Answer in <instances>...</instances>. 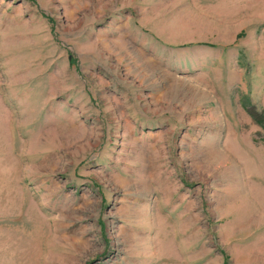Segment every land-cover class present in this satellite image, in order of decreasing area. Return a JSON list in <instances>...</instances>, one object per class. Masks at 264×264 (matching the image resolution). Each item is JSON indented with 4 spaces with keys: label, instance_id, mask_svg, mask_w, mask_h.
Wrapping results in <instances>:
<instances>
[{
    "label": "rangeland",
    "instance_id": "1",
    "mask_svg": "<svg viewBox=\"0 0 264 264\" xmlns=\"http://www.w3.org/2000/svg\"><path fill=\"white\" fill-rule=\"evenodd\" d=\"M248 107L264 0H0V264H264Z\"/></svg>",
    "mask_w": 264,
    "mask_h": 264
},
{
    "label": "crops",
    "instance_id": "2",
    "mask_svg": "<svg viewBox=\"0 0 264 264\" xmlns=\"http://www.w3.org/2000/svg\"><path fill=\"white\" fill-rule=\"evenodd\" d=\"M135 118L141 124L134 131L133 137H155L156 140L164 139V137H176V141L179 140L178 109L159 112L138 110Z\"/></svg>",
    "mask_w": 264,
    "mask_h": 264
},
{
    "label": "trees",
    "instance_id": "3",
    "mask_svg": "<svg viewBox=\"0 0 264 264\" xmlns=\"http://www.w3.org/2000/svg\"><path fill=\"white\" fill-rule=\"evenodd\" d=\"M247 112L250 115V117L253 119L254 122H256L257 124H259L261 126H264V124L262 123L263 122L262 116L259 113H257L253 107H248Z\"/></svg>",
    "mask_w": 264,
    "mask_h": 264
}]
</instances>
